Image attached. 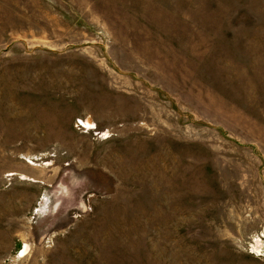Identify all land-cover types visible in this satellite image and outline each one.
Masks as SVG:
<instances>
[{"label":"rangeland","instance_id":"1","mask_svg":"<svg viewBox=\"0 0 264 264\" xmlns=\"http://www.w3.org/2000/svg\"><path fill=\"white\" fill-rule=\"evenodd\" d=\"M0 264H264V0H0Z\"/></svg>","mask_w":264,"mask_h":264},{"label":"bare ground","instance_id":"2","mask_svg":"<svg viewBox=\"0 0 264 264\" xmlns=\"http://www.w3.org/2000/svg\"><path fill=\"white\" fill-rule=\"evenodd\" d=\"M23 252V251H22ZM27 252V251H26ZM23 255V254H22ZM21 256V255H20Z\"/></svg>","mask_w":264,"mask_h":264}]
</instances>
